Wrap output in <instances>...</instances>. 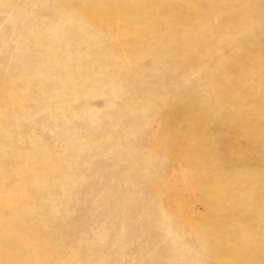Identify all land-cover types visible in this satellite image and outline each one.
<instances>
[{"label":"rangeland","instance_id":"374dc122","mask_svg":"<svg viewBox=\"0 0 264 264\" xmlns=\"http://www.w3.org/2000/svg\"><path fill=\"white\" fill-rule=\"evenodd\" d=\"M0 264H264V0H0Z\"/></svg>","mask_w":264,"mask_h":264}]
</instances>
